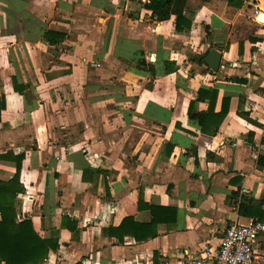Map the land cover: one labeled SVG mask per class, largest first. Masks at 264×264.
I'll return each instance as SVG.
<instances>
[{
	"label": "crops",
	"instance_id": "0c3cea01",
	"mask_svg": "<svg viewBox=\"0 0 264 264\" xmlns=\"http://www.w3.org/2000/svg\"><path fill=\"white\" fill-rule=\"evenodd\" d=\"M146 3L0 0V181L22 157L14 208L57 241L44 264H177L215 254L233 224L264 223V19L238 0H188L191 28L176 33ZM199 90L227 111L213 135L189 118L210 110ZM150 208L154 239L107 237L125 218L150 223ZM253 249L264 264V235Z\"/></svg>",
	"mask_w": 264,
	"mask_h": 264
},
{
	"label": "trees",
	"instance_id": "16d2710c",
	"mask_svg": "<svg viewBox=\"0 0 264 264\" xmlns=\"http://www.w3.org/2000/svg\"><path fill=\"white\" fill-rule=\"evenodd\" d=\"M144 8L150 12L151 18L156 22H165L173 18L174 31L182 33L189 31L192 25L193 12L187 7L188 0H146ZM229 4V2H228ZM63 36L45 33L44 40L50 44L62 42ZM190 57V56H189ZM15 90H18L14 87ZM216 93L213 91L199 90L198 99L209 98L210 110L205 114L189 115V118L198 122L202 134L213 135L211 128L216 129L226 116V108L219 114L214 115L212 107ZM4 104H0V112ZM242 116V115H240ZM247 122V117L242 116ZM264 145V140H261ZM22 157L15 160L16 171L13 178L8 182L0 181V264H44L50 252H56L58 243L56 240L42 239L34 231L32 223L28 219L19 220L14 208V201L17 195L24 192L19 184V174ZM258 166L264 168V159H258ZM240 216L254 218V203L247 205L240 204ZM249 212H253L250 214ZM151 222L140 224L134 222L133 218H125L116 228L105 231L108 238H114L118 243H122L123 238L130 237L136 243H143L154 239L157 236L156 226L162 219L157 217L154 208H150ZM164 219V218H163ZM62 218L61 228L74 234V223H70Z\"/></svg>",
	"mask_w": 264,
	"mask_h": 264
},
{
	"label": "built area",
	"instance_id": "2783aa9c",
	"mask_svg": "<svg viewBox=\"0 0 264 264\" xmlns=\"http://www.w3.org/2000/svg\"><path fill=\"white\" fill-rule=\"evenodd\" d=\"M250 9L252 18L264 19V3L258 7L257 0H238ZM264 235V223L249 220L244 225L229 226L215 254L206 251L196 258H181L177 264H262L260 255L254 252V241ZM129 264H153L150 255L135 259Z\"/></svg>",
	"mask_w": 264,
	"mask_h": 264
},
{
	"label": "water",
	"instance_id": "95a60500",
	"mask_svg": "<svg viewBox=\"0 0 264 264\" xmlns=\"http://www.w3.org/2000/svg\"><path fill=\"white\" fill-rule=\"evenodd\" d=\"M219 55L216 51H211L208 55L204 58V64L209 67L211 70L216 71L218 69L219 64Z\"/></svg>",
	"mask_w": 264,
	"mask_h": 264
},
{
	"label": "bare ground",
	"instance_id": "6f19581e",
	"mask_svg": "<svg viewBox=\"0 0 264 264\" xmlns=\"http://www.w3.org/2000/svg\"><path fill=\"white\" fill-rule=\"evenodd\" d=\"M263 18H261L260 20H262Z\"/></svg>",
	"mask_w": 264,
	"mask_h": 264
}]
</instances>
